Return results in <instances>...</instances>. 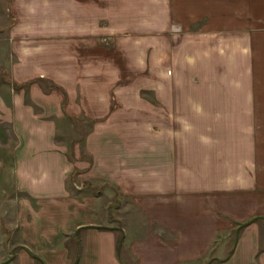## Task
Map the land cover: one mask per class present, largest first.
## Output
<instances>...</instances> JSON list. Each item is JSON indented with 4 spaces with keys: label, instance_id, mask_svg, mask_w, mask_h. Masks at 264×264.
Instances as JSON below:
<instances>
[{
    "label": "crops",
    "instance_id": "crops-1",
    "mask_svg": "<svg viewBox=\"0 0 264 264\" xmlns=\"http://www.w3.org/2000/svg\"><path fill=\"white\" fill-rule=\"evenodd\" d=\"M102 1L113 9V0ZM117 1L118 10L147 5L151 73L165 81L150 87L157 100L148 146L140 134L132 148L119 139L116 155L109 152L103 165L97 155L91 171L124 199L117 217L126 262L264 264V235L253 222L264 219V0ZM13 107L19 114L21 105ZM22 124L18 116L24 147L13 168L16 189L54 214L46 223L53 232L88 224L80 208L93 215L95 206L65 200V156L38 144ZM114 243L112 232H89L86 260L75 264H121Z\"/></svg>",
    "mask_w": 264,
    "mask_h": 264
},
{
    "label": "rangeland",
    "instance_id": "rangeland-1",
    "mask_svg": "<svg viewBox=\"0 0 264 264\" xmlns=\"http://www.w3.org/2000/svg\"><path fill=\"white\" fill-rule=\"evenodd\" d=\"M76 1L78 35L71 17ZM105 3L0 0V264L11 259L9 264L82 263L91 231L114 233L117 259L128 264L123 221L117 217L124 199L91 171L97 155L101 165L109 152L116 155L119 139L132 148L133 135L140 134L142 146H148L151 105L157 100L150 87L165 81L151 73L147 5L135 2L129 10H118L113 0L107 11ZM163 40L158 47L165 49ZM14 102L21 105L19 114ZM18 116L22 127L42 140L38 144L65 156V200H89L95 206L93 215L80 208L88 224L53 232L46 223L54 214H45L43 204L16 189L13 168L24 147L16 130ZM256 223L264 235V225Z\"/></svg>",
    "mask_w": 264,
    "mask_h": 264
},
{
    "label": "trees",
    "instance_id": "trees-1",
    "mask_svg": "<svg viewBox=\"0 0 264 264\" xmlns=\"http://www.w3.org/2000/svg\"><path fill=\"white\" fill-rule=\"evenodd\" d=\"M253 222H260V223H262L263 225H264V219H262V218H259V219H254L253 220ZM239 233V231L238 232H236V231H233V233H232V238H231V241H232V243H231V246H233V244H234V242H235V239H236V236H237V234ZM212 261H216V259H211ZM41 262V264H42V261H40Z\"/></svg>",
    "mask_w": 264,
    "mask_h": 264
},
{
    "label": "water",
    "instance_id": "water-1",
    "mask_svg": "<svg viewBox=\"0 0 264 264\" xmlns=\"http://www.w3.org/2000/svg\"><path fill=\"white\" fill-rule=\"evenodd\" d=\"M13 259L9 260L8 262H5L3 264H9ZM209 264V263H208Z\"/></svg>",
    "mask_w": 264,
    "mask_h": 264
}]
</instances>
